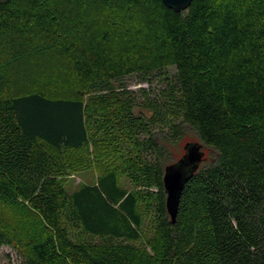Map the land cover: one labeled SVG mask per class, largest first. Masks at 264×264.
I'll return each instance as SVG.
<instances>
[{"label":"trees","instance_id":"obj_1","mask_svg":"<svg viewBox=\"0 0 264 264\" xmlns=\"http://www.w3.org/2000/svg\"><path fill=\"white\" fill-rule=\"evenodd\" d=\"M0 36L17 41L0 46V203L32 218L22 234L0 227V247L24 264H264V0H192L181 13L160 0H0ZM32 47L66 65L64 92L13 93L14 62ZM156 72L165 89L138 104L121 81ZM185 128L207 158L171 223L163 169ZM114 132L142 191L110 169L67 195L54 153H101L110 140L96 135ZM140 195L150 253L130 244ZM63 221L103 242L72 241Z\"/></svg>","mask_w":264,"mask_h":264},{"label":"rangeland","instance_id":"obj_2","mask_svg":"<svg viewBox=\"0 0 264 264\" xmlns=\"http://www.w3.org/2000/svg\"><path fill=\"white\" fill-rule=\"evenodd\" d=\"M106 11V10H105ZM106 12H102L105 14ZM136 20V18H135ZM17 44L12 37L0 36L1 48H12ZM19 61L14 62V70L12 71V77L15 86L18 89L13 93H20L24 88L34 87L37 89L46 90L49 93L54 91H63L67 83L68 72L65 71L66 65L60 63L53 57L51 51H47L45 48L32 47L23 52ZM19 57V56H18ZM168 74L173 73V69H167ZM168 80L164 79L161 73H153L145 78L141 76H130L124 78L121 83H126L127 88L134 93L136 102L140 104L143 101L144 94L150 99H154L159 96L161 91L165 89ZM64 92V91H63ZM117 133L105 134L98 133L96 135L97 141L108 142L109 146L102 145L101 153L95 151L96 144L89 143L86 148L80 152L73 151H60L54 156L55 165L57 169L58 181L64 188L67 195H70L77 190L81 185L94 184L96 178L104 170H114L117 175L118 184L120 187L127 191L138 192L142 191L141 188H136L131 181L127 178L126 174L122 173V166L125 167L124 161L130 150V145L127 140L122 137H118ZM196 141V135L190 128H185L182 135L176 141L171 148V156L167 162L177 161L183 154V147L185 143ZM105 144V143H104ZM204 157L207 158V151L204 150ZM125 158L122 162V158ZM123 164V165H122ZM144 195H140L138 203V211L141 215L142 224L140 227V239L132 242L133 246L139 250H146L150 253L151 239L154 234V221L153 211L150 203L143 198ZM64 222V221H63ZM32 223V218L28 216H20L17 212L10 209L8 206L0 203V227L8 231L22 234L26 225ZM68 232L70 239L74 242H86L100 244L103 240L98 237L85 234L79 226L74 224L63 223ZM17 249L10 246L0 247V264H24L19 256Z\"/></svg>","mask_w":264,"mask_h":264},{"label":"water","instance_id":"obj_3","mask_svg":"<svg viewBox=\"0 0 264 264\" xmlns=\"http://www.w3.org/2000/svg\"><path fill=\"white\" fill-rule=\"evenodd\" d=\"M161 3L174 13L188 9L192 0H160ZM204 146L199 142H188L183 147L184 154L175 162L163 169V189L165 192V207L174 223L178 211L180 196L185 184L199 169L204 159Z\"/></svg>","mask_w":264,"mask_h":264}]
</instances>
